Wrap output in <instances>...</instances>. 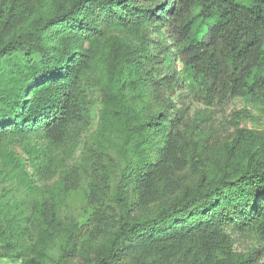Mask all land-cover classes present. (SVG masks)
Instances as JSON below:
<instances>
[{
	"label": "trees",
	"instance_id": "16d2710c",
	"mask_svg": "<svg viewBox=\"0 0 264 264\" xmlns=\"http://www.w3.org/2000/svg\"><path fill=\"white\" fill-rule=\"evenodd\" d=\"M10 24L21 30L0 40V79L6 83L0 92V139L35 133L49 144L73 122H83L75 131L78 141L96 98L85 79L93 54L88 45L109 28L136 40L107 51L97 82L98 134L119 128L122 167L108 240L89 253L88 264H123L148 241L207 228L219 231L222 240L229 232L264 238V129L237 127L210 172L203 166L204 144L125 98L150 86L155 103L171 108L184 77L208 105L239 98L264 110V0H0V25ZM150 34L164 35L169 44L156 40L151 48ZM237 116L248 113L242 109ZM172 130L197 177L129 220L134 177L142 175ZM31 162L40 174L43 163L33 156ZM255 258L251 252L248 264ZM64 261L62 256L59 262Z\"/></svg>",
	"mask_w": 264,
	"mask_h": 264
},
{
	"label": "rangeland",
	"instance_id": "374dc122",
	"mask_svg": "<svg viewBox=\"0 0 264 264\" xmlns=\"http://www.w3.org/2000/svg\"><path fill=\"white\" fill-rule=\"evenodd\" d=\"M20 30L18 24L0 25V40ZM50 38L55 39L53 35ZM148 39L151 48L156 47V40L169 44L164 35L150 34ZM117 42L130 45L136 40L118 28H109L88 45L93 54L85 79L96 98L78 141L74 140L75 131L83 122H73L60 139L49 144L35 133L0 139V264H61L62 256L63 264H88L89 253L108 240L117 213L113 192L122 167L121 133L116 126H110L103 135L98 134L101 105L97 82L104 75L103 59ZM153 53L157 55L158 49ZM160 58L166 66L164 56ZM173 69L178 72L180 64L175 61ZM5 88L6 83L0 79V92ZM180 88L174 91L171 108L155 103L150 86L138 90V94L126 93L125 98L204 144L203 166L210 172L237 127L264 129V110L260 106L239 98L208 105L184 77ZM242 109L248 116H237ZM174 131L142 175L134 177L127 195L131 205L129 220L173 198L183 184L197 177ZM88 148L92 149L89 154ZM32 156L43 163L40 174L35 171ZM251 252L256 255L255 264H264L262 236L229 232L222 240L219 231L207 228L148 241L123 264H248Z\"/></svg>",
	"mask_w": 264,
	"mask_h": 264
}]
</instances>
